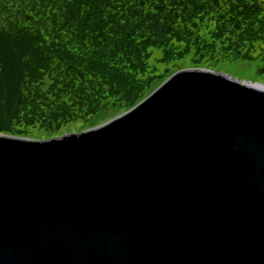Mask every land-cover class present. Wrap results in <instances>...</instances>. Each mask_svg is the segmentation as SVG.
I'll list each match as a JSON object with an SVG mask.
<instances>
[{
	"label": "water",
	"instance_id": "95a60500",
	"mask_svg": "<svg viewBox=\"0 0 264 264\" xmlns=\"http://www.w3.org/2000/svg\"><path fill=\"white\" fill-rule=\"evenodd\" d=\"M0 264H264V85L186 69L99 127L0 134Z\"/></svg>",
	"mask_w": 264,
	"mask_h": 264
},
{
	"label": "trees",
	"instance_id": "16d2710c",
	"mask_svg": "<svg viewBox=\"0 0 264 264\" xmlns=\"http://www.w3.org/2000/svg\"><path fill=\"white\" fill-rule=\"evenodd\" d=\"M258 49L263 0H0V134L70 133L132 109L192 54L209 69Z\"/></svg>",
	"mask_w": 264,
	"mask_h": 264
},
{
	"label": "rangeland",
	"instance_id": "374dc122",
	"mask_svg": "<svg viewBox=\"0 0 264 264\" xmlns=\"http://www.w3.org/2000/svg\"><path fill=\"white\" fill-rule=\"evenodd\" d=\"M263 2H264V0H263ZM261 54H262V51L260 49H258L257 51L254 52L255 58H253L251 60H237V59H233V58H227V59L220 61L221 64L219 65L218 68H209V70H213V71H216L218 73L230 75V76H232V77H234L240 81H243V82H252V83L264 85V55L261 56ZM220 58H221V56H219L217 58V60ZM195 59H196V57L192 54L188 58H186L185 60L181 61V63L184 64L185 67L182 69H180L181 67L177 68L176 70H178V69H180V70H178L175 73H178L182 70L189 69L191 67H195V66H192V64H191L195 61ZM210 62L213 64L215 63V61H210ZM200 68H206V67H200ZM158 85H156L153 88V90L148 94V96L151 95L162 84L159 86ZM129 110H131V109H129ZM129 110H125L122 108H114V107L110 108L101 115V117L99 118V120L96 123L87 124V122L82 121V122L78 123L77 125H75L74 127H72L70 129V133H81V132L88 130L90 128L99 127L103 124L110 122L114 118H117V117L125 114ZM68 133L69 132H65V133H62L60 135L54 136V135H49V134L43 135V133H37L35 131V134L32 137H27V139L51 140L54 138L63 137V136H65V134H68ZM9 136H11V135H9ZM20 138H24V137H20Z\"/></svg>",
	"mask_w": 264,
	"mask_h": 264
}]
</instances>
